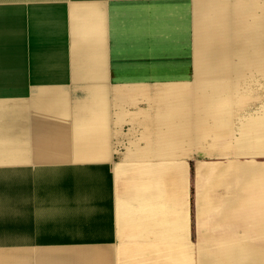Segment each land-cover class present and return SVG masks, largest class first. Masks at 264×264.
<instances>
[{"label": "crops", "instance_id": "1", "mask_svg": "<svg viewBox=\"0 0 264 264\" xmlns=\"http://www.w3.org/2000/svg\"><path fill=\"white\" fill-rule=\"evenodd\" d=\"M203 1L0 0V264H264V166L166 105Z\"/></svg>", "mask_w": 264, "mask_h": 264}, {"label": "bare ground", "instance_id": "2", "mask_svg": "<svg viewBox=\"0 0 264 264\" xmlns=\"http://www.w3.org/2000/svg\"><path fill=\"white\" fill-rule=\"evenodd\" d=\"M263 4L262 0H236L233 7L228 8L225 2L216 0L198 3L195 9L196 38L194 41L196 76L202 81L201 87L205 88V91L211 89V94H219L225 89L227 93L230 77L228 72H233L232 65L228 64V57L231 55L238 61L253 63V67L257 70L263 69ZM239 14H245L243 23H240L241 15ZM234 40L237 41V47L232 46ZM227 99L231 101L229 96ZM166 105L172 107L183 105V99H169ZM257 120V117L253 116L241 120V132H244L242 134H244L248 155L258 153L256 150L261 147L259 141L264 140V121Z\"/></svg>", "mask_w": 264, "mask_h": 264}, {"label": "rangeland", "instance_id": "3", "mask_svg": "<svg viewBox=\"0 0 264 264\" xmlns=\"http://www.w3.org/2000/svg\"><path fill=\"white\" fill-rule=\"evenodd\" d=\"M243 1V0H240ZM264 3V0H262ZM262 5V3H260ZM264 8V4H263ZM240 23H243L245 14H239ZM233 19L235 20L234 16ZM236 40L232 46L237 47ZM228 64L232 65L233 72H228L227 93L225 89L219 94H211V89L201 87L202 81L198 76L186 82L185 86L168 87L167 90L174 91L178 89H186L190 92L194 91L196 100L187 99V104H195L198 112V127L200 128V136L198 133L199 144L201 146V154L207 155V150L218 146V136L225 134L230 135V143L232 150L239 149V139L244 140V132H241V120L248 117H257V121H264V65L262 70L254 68L251 62H241L234 56L228 57ZM253 64V65H252ZM249 73L248 75H246ZM228 96L231 98L229 101ZM260 149L254 155H247L249 164L264 166V140H260ZM261 212V213H260ZM254 216L255 219H261L264 214V208ZM264 231V227L254 229V232ZM255 241L263 240L264 234L254 236Z\"/></svg>", "mask_w": 264, "mask_h": 264}]
</instances>
